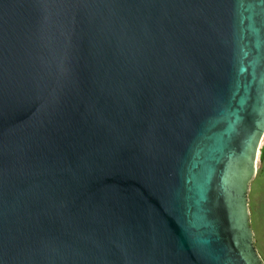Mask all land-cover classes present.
I'll use <instances>...</instances> for the list:
<instances>
[{
  "label": "water",
  "instance_id": "obj_1",
  "mask_svg": "<svg viewBox=\"0 0 264 264\" xmlns=\"http://www.w3.org/2000/svg\"><path fill=\"white\" fill-rule=\"evenodd\" d=\"M263 136L264 0H0V264H261Z\"/></svg>",
  "mask_w": 264,
  "mask_h": 264
},
{
  "label": "rangeland",
  "instance_id": "obj_2",
  "mask_svg": "<svg viewBox=\"0 0 264 264\" xmlns=\"http://www.w3.org/2000/svg\"><path fill=\"white\" fill-rule=\"evenodd\" d=\"M264 142H260L255 173L247 190V217L251 231L252 246L261 264H264V157L259 159V151Z\"/></svg>",
  "mask_w": 264,
  "mask_h": 264
},
{
  "label": "snow or ice",
  "instance_id": "obj_3",
  "mask_svg": "<svg viewBox=\"0 0 264 264\" xmlns=\"http://www.w3.org/2000/svg\"><path fill=\"white\" fill-rule=\"evenodd\" d=\"M258 140V136L256 138ZM256 143V140H253V151H254V145ZM245 238L247 240H250V235L247 233V231L245 230ZM245 255L247 257V264H255V260L252 257L251 253H250V244L246 245V251H245Z\"/></svg>",
  "mask_w": 264,
  "mask_h": 264
},
{
  "label": "trees",
  "instance_id": "obj_4",
  "mask_svg": "<svg viewBox=\"0 0 264 264\" xmlns=\"http://www.w3.org/2000/svg\"><path fill=\"white\" fill-rule=\"evenodd\" d=\"M263 157H264V142L259 151V159H262Z\"/></svg>",
  "mask_w": 264,
  "mask_h": 264
}]
</instances>
